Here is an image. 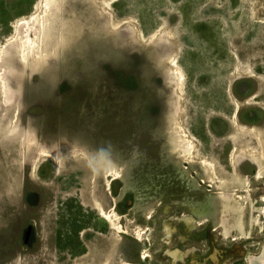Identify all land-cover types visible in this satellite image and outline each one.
Returning <instances> with one entry per match:
<instances>
[{
    "label": "rangeland",
    "instance_id": "obj_1",
    "mask_svg": "<svg viewBox=\"0 0 264 264\" xmlns=\"http://www.w3.org/2000/svg\"><path fill=\"white\" fill-rule=\"evenodd\" d=\"M47 1L0 0V68ZM61 1L50 62L28 47L22 98L0 94V264H216L210 240L249 264L264 121L235 115L264 107V0Z\"/></svg>",
    "mask_w": 264,
    "mask_h": 264
},
{
    "label": "bare ground",
    "instance_id": "obj_2",
    "mask_svg": "<svg viewBox=\"0 0 264 264\" xmlns=\"http://www.w3.org/2000/svg\"><path fill=\"white\" fill-rule=\"evenodd\" d=\"M81 1V0H80ZM103 1V0H102ZM65 2V1H64ZM70 2V1H69ZM72 2V1H71ZM78 2V1H77ZM63 2L61 0H48L47 3H45V8L42 11H38V13L34 14L32 19L36 20L38 22V24L32 25L33 23H31V21L27 22V35L29 36L28 41H23L21 43L17 42V44L19 43V45L17 46V50L19 51V56H16L14 58V62L13 61H9L6 62L5 57L2 60V68H0V94H2V101L3 104L7 103V104H12L17 102V100H19L21 94H22V83H18L20 80L25 79L24 81H26V77L28 76L29 73L32 74V70L33 68L30 67V60H29V56L30 53L27 54V50L28 47L33 49L34 53H36V58L37 60H41L44 65H47V62H50L48 59V51L46 48H50L49 44L51 43L50 39L53 38V36L55 35L54 31H57V26H58V16H61V14H64L65 11L67 10V8L64 7V5L62 4ZM96 3V2H95ZM73 4V2H72ZM85 4V3H84ZM75 5V4H74ZM79 5V3H78ZM43 6V5H42ZM41 9V7H39ZM80 9V7H79ZM75 10V9H74ZM81 10V9H80ZM73 14V13H72ZM78 15V12H77ZM66 16H69L68 13ZM71 16V15H70ZM77 18V16H76ZM64 19V18H63ZM78 19V18H77ZM60 20V19H59ZM106 20V19H105ZM64 22V20H62ZM68 21V19H67ZM61 22V21H60ZM66 22V21H65ZM111 24V23H110ZM63 25V24H62ZM65 25V24H64ZM68 25V24H67ZM106 25V24H105ZM61 26V25H60ZM55 27V29H54ZM69 28V27H68ZM67 28V29H68ZM65 29V28H64ZM66 29V30H67ZM65 30V31H66ZM59 32V31H58ZM61 32V31H60ZM63 32V31H62ZM34 33L35 36H32V34ZM66 33V32H65ZM115 33V32H114ZM59 33H56V35ZM63 34V33H62ZM61 34V35H62ZM160 34V33H159ZM58 36V35H57ZM159 36V35H158ZM55 38V37H54ZM59 37H57L58 39ZM16 39V38H15ZM56 39V38H55ZM56 39V40H57ZM26 40V39H25ZM155 40V39H154ZM14 41V40H13ZM53 41V39H52ZM59 42V41H58ZM16 43V42H15ZM27 44H30V46H28ZM54 46V45H53ZM52 48V47H51ZM50 48V49H51ZM54 48V47H53ZM54 50V49H53ZM29 51V50H28ZM56 51V50H55ZM32 52V50H31ZM17 53V52H16ZM55 53V52H54ZM15 54V53H14ZM50 55V54H49ZM53 55V54H52ZM1 57V56H0ZM19 57H21V59H18ZM51 57V56H50ZM51 60V59H50ZM13 62V63H12ZM19 63V64H18ZM40 63V62H39ZM33 63H31L32 66ZM41 64V63H40ZM44 65L42 67H44ZM46 67V66H45ZM53 68V66H52ZM45 69V68H44ZM176 71V70H175ZM36 73V72H35ZM30 77V76H29ZM28 77V78H29ZM17 79H19V81H17ZM15 80L17 81L18 84L15 83ZM29 83V82H28ZM24 85V83H23ZM26 85V84H25ZM28 85V84H27ZM22 86V87H21ZM29 87V86H28ZM24 93V92H23ZM29 99V98H28ZM9 105L8 108H9ZM21 105V103H20ZM12 106V105H10ZM14 106V105H13ZM18 110L20 109L19 107H17ZM12 108H10L11 110ZM14 109V107H13ZM12 111V110H11ZM15 111V110H14ZM17 111V110H16ZM19 113V112H18ZM17 113V114H18ZM10 114V111H9ZM15 115V114H14ZM7 116V115H6ZM19 116V115H18ZM15 117V116H14ZM14 117L11 119H14ZM15 120V119H14ZM18 122L17 120L15 122H12V127H10L12 130H14L15 128V123ZM2 123V121H1ZM0 123V124H1ZM8 123V121H7ZM6 125V124H5ZM4 125V126H5ZM8 127V126H7ZM1 125H0V133H1ZM8 128V129H10ZM16 129V128H15ZM6 131V130H5ZM8 131V130H7ZM3 132V131H2ZM7 133V132H6ZM4 134V133H3ZM15 134V133H14ZM1 135V134H0ZM20 141V140H19ZM32 146V145H31ZM33 147V146H32ZM33 151V150H32ZM45 152V151H44ZM49 153V152H48ZM48 153H45L44 155H48ZM102 210V212L108 216H110L106 211H104L102 209V207H100ZM109 212V211H108ZM111 220V219H110ZM113 220V218H112ZM111 220V221H112ZM113 222V221H112ZM116 223V222H115ZM116 226V225H115ZM118 227V226H117ZM119 228V227H118ZM118 243V242H117Z\"/></svg>",
    "mask_w": 264,
    "mask_h": 264
},
{
    "label": "flooded vegetation",
    "instance_id": "obj_3",
    "mask_svg": "<svg viewBox=\"0 0 264 264\" xmlns=\"http://www.w3.org/2000/svg\"><path fill=\"white\" fill-rule=\"evenodd\" d=\"M244 90V88H241V90ZM259 92V90H258ZM244 93V92H243ZM246 93H249V90H247ZM241 96H245V94H241ZM246 96H250L249 94H247ZM252 98H261V95H260V92L259 94H256L254 96H252ZM254 102H259L258 100H254ZM245 104V103H244ZM261 107V108H260ZM242 109H243V112L241 110H239L237 112V114L235 115V118H238L240 120H243L244 124L247 125V127H250L249 125H255V124H258L259 122H262L264 121V118H262L264 116V107L262 106H258V105H255V106H252V108L250 109H245V105L242 106ZM253 127V126H252ZM251 128V127H250ZM258 129H259V126H258ZM262 155H256L255 157H253L251 160L252 161V164L250 166V169L249 171H247L246 173H243V175H246L247 177H249L250 179H254V180H258V179H264V167L263 169L260 168L261 166V162H260V158H261ZM240 165H244V161H240ZM263 173V174H262ZM121 205V204H120ZM117 210H119L120 212L122 213H126V211L124 210L123 212V209L120 207L118 208ZM191 224V222L189 223ZM194 234H192L191 236L197 241V242H200V241H204V240H207L208 241V233L204 232V235L200 236V234L198 235H195L193 236ZM190 236V237H191ZM198 237V238H197ZM185 241V240H184ZM180 243V242H179ZM210 244L212 245L213 244V247H212V250L211 252L208 254V256L210 257V260L212 261V263H216L218 264L219 263V257H217L218 259V262H216V260H214V257L216 256L215 255V250H216V246H214V243H212V241L210 240ZM234 250V248H233ZM228 251V250H227ZM229 252V251H228ZM232 254H236V252H231ZM169 254V255H168ZM168 256H170V258L172 259V261H181L182 260V252L181 250L178 248V249H173V250H170L168 252ZM148 258L150 257L149 255L145 256L143 259L145 258ZM132 264V263H131ZM134 264V263H133Z\"/></svg>",
    "mask_w": 264,
    "mask_h": 264
},
{
    "label": "water",
    "instance_id": "obj_4",
    "mask_svg": "<svg viewBox=\"0 0 264 264\" xmlns=\"http://www.w3.org/2000/svg\"><path fill=\"white\" fill-rule=\"evenodd\" d=\"M249 264H264V243L262 249L258 255H251L249 258Z\"/></svg>",
    "mask_w": 264,
    "mask_h": 264
}]
</instances>
